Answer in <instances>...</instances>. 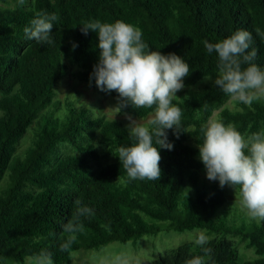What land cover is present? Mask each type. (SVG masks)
Masks as SVG:
<instances>
[{
	"label": "trees",
	"instance_id": "1",
	"mask_svg": "<svg viewBox=\"0 0 264 264\" xmlns=\"http://www.w3.org/2000/svg\"><path fill=\"white\" fill-rule=\"evenodd\" d=\"M13 1L0 0V181L8 172L0 187V264L6 258L25 264L27 257L72 264L76 250L136 242L159 232V222L167 230L214 233L205 245L212 249L207 264H264V221L249 220L224 187L201 174L196 147L216 110L218 120L242 135L264 132V101L229 108L230 98L211 80L182 93L172 101L182 111V132L177 138L166 130L172 150L157 146L160 179L129 181L116 157L118 147L134 142L128 129L56 98L68 75L89 85L98 37L82 34L80 26L95 20L131 24L149 50L182 57L190 67L185 87L217 74V54L203 42L222 41L236 30L252 34L249 50L255 49L254 63L264 69V0H28L23 7ZM36 12L57 16L53 44L25 37ZM90 87L102 92L94 80ZM111 94L115 104L117 93ZM62 105L67 112L60 119ZM153 111L121 113L145 117ZM29 128L30 141L18 151ZM239 245L252 255L240 259ZM202 255L188 242L143 264H185Z\"/></svg>",
	"mask_w": 264,
	"mask_h": 264
},
{
	"label": "clouds",
	"instance_id": "2",
	"mask_svg": "<svg viewBox=\"0 0 264 264\" xmlns=\"http://www.w3.org/2000/svg\"><path fill=\"white\" fill-rule=\"evenodd\" d=\"M28 0H16L23 7ZM55 14L36 12L29 26L23 29L25 37L38 43L53 44ZM82 34L96 33L98 61L89 76V86L102 92L117 93L113 108L121 113L126 108L154 109L146 123L138 122L125 113L131 146L117 148L120 165L129 181L160 179L161 160L158 148L172 150L167 131L179 136L182 132L180 107L172 101L185 88L184 79L190 75L189 65L175 53L162 54L149 50L142 39V31L123 21L102 23L89 21L80 26ZM206 51L217 54V74L211 80L231 100L251 106L264 101V69L254 63L255 49L249 50L252 34L236 30L222 41H204ZM77 45L73 43L74 49ZM202 143H197L198 158L209 181H218L221 188L238 190L241 211L256 222L264 221V132L242 135L234 125L210 118L201 128ZM155 145V146H154ZM210 238L200 232L193 242L201 248L202 256H195L185 264H207L212 249L205 247ZM47 264H53L50 258ZM116 264H128L117 258Z\"/></svg>",
	"mask_w": 264,
	"mask_h": 264
},
{
	"label": "rangeland",
	"instance_id": "3",
	"mask_svg": "<svg viewBox=\"0 0 264 264\" xmlns=\"http://www.w3.org/2000/svg\"><path fill=\"white\" fill-rule=\"evenodd\" d=\"M8 2L13 3L14 1L8 0ZM206 82L202 78L195 84L185 87L176 94L178 96L177 98H180L182 93L186 95L189 92L198 90ZM57 86L56 98L61 104L64 100H71L77 107L88 108L92 112V115H104L107 119H116L127 128L129 121L125 118V113H117L113 108L115 104L111 92H98L91 88L88 83L73 79L71 75L66 76ZM234 104L235 101L231 99L226 103L229 108L234 107ZM66 112L65 106L62 105V107L56 111V116L62 119ZM217 113L218 110L214 111L211 118L217 119ZM152 115L153 112H150L145 117L131 116L137 119L138 122L146 123ZM31 131V128H29L27 133L23 136L18 151H21L30 141ZM7 174L8 172L6 171L3 179L0 181V187L7 183ZM201 174L206 177L205 169L201 171ZM224 188L228 192L230 201L239 206V196L234 193L232 188L228 186ZM159 224L162 227L159 232L156 234H145L137 239L136 242H132V240L126 243L114 241L98 249L76 250L72 253V264H116L118 257L126 259L128 264H143L145 261L153 262L158 256L171 251L177 246L193 242L194 237L200 232H203L209 238H213L215 235L212 232H207L204 228L175 231L165 229V222H159ZM227 237L234 239L232 236ZM238 250L240 252V259H245L252 255L250 251L242 250V245L238 246ZM4 262L6 264H17L9 258H6ZM25 264H47V258L36 259L27 257L25 259Z\"/></svg>",
	"mask_w": 264,
	"mask_h": 264
}]
</instances>
